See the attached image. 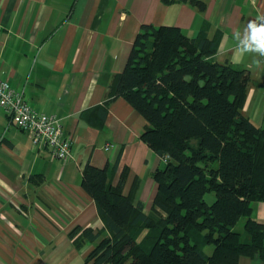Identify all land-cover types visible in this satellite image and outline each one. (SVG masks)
Masks as SVG:
<instances>
[{
    "label": "crops",
    "instance_id": "0c3cea01",
    "mask_svg": "<svg viewBox=\"0 0 264 264\" xmlns=\"http://www.w3.org/2000/svg\"><path fill=\"white\" fill-rule=\"evenodd\" d=\"M199 12L185 2L162 0H0V80L22 91L28 104L61 119L71 135L67 163L11 123L0 107V264H84L94 244L78 249L75 227H103L94 200L81 186L84 167L126 172L123 194L148 213L153 179L164 160L141 139L145 119L115 98L96 124L84 119L102 105L125 67L142 25H171L195 36L204 22L222 39L213 59L249 71L242 113L264 129V56L244 53L249 21L264 15V0H205ZM238 32V35H237ZM264 223V202L251 208ZM238 264H264L257 256Z\"/></svg>",
    "mask_w": 264,
    "mask_h": 264
},
{
    "label": "trees",
    "instance_id": "16d2710c",
    "mask_svg": "<svg viewBox=\"0 0 264 264\" xmlns=\"http://www.w3.org/2000/svg\"><path fill=\"white\" fill-rule=\"evenodd\" d=\"M185 2L203 12L205 0ZM204 22L195 36L171 25H142L108 99L86 113L96 124L123 98L146 121L140 139L164 161L148 213L123 194L126 170L84 167L81 186L103 227H75L74 246L94 244L84 264H238L264 262V129L242 113L249 71L217 62L222 33ZM95 118V119H94ZM244 218L243 230H235ZM211 247L209 253L206 248Z\"/></svg>",
    "mask_w": 264,
    "mask_h": 264
},
{
    "label": "built area",
    "instance_id": "2783aa9c",
    "mask_svg": "<svg viewBox=\"0 0 264 264\" xmlns=\"http://www.w3.org/2000/svg\"><path fill=\"white\" fill-rule=\"evenodd\" d=\"M258 24H264V19ZM247 37L248 35L242 40L243 44L247 42ZM0 107L11 123L28 134L33 147L48 149L62 163H67L72 158L73 140L71 135L64 133L61 119L31 107L22 91L13 89L3 80H0ZM163 160L166 161L167 157Z\"/></svg>",
    "mask_w": 264,
    "mask_h": 264
},
{
    "label": "clouds",
    "instance_id": "9594fccd",
    "mask_svg": "<svg viewBox=\"0 0 264 264\" xmlns=\"http://www.w3.org/2000/svg\"><path fill=\"white\" fill-rule=\"evenodd\" d=\"M264 17H258L257 21H249L247 42L243 49L237 47V51L243 56L244 53L255 52L264 56V24H258ZM238 35V32H237Z\"/></svg>",
    "mask_w": 264,
    "mask_h": 264
},
{
    "label": "rangeland",
    "instance_id": "374dc122",
    "mask_svg": "<svg viewBox=\"0 0 264 264\" xmlns=\"http://www.w3.org/2000/svg\"><path fill=\"white\" fill-rule=\"evenodd\" d=\"M244 218H241L240 220H239V222L236 224V226H235V230L236 231H238V232H240V231H242L243 230V224H244ZM211 251V247H207L206 248V252L207 253H209Z\"/></svg>",
    "mask_w": 264,
    "mask_h": 264
}]
</instances>
